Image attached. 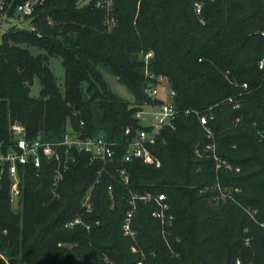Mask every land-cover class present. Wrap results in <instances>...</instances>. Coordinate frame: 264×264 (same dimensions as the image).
I'll return each mask as SVG.
<instances>
[{
	"label": "trees",
	"instance_id": "obj_1",
	"mask_svg": "<svg viewBox=\"0 0 264 264\" xmlns=\"http://www.w3.org/2000/svg\"><path fill=\"white\" fill-rule=\"evenodd\" d=\"M26 1L8 0V18ZM85 1L43 0L24 18L32 29L0 31V142L11 123L45 140L59 139L70 124L118 147L106 164L77 154L58 197L51 194L52 163L28 168L16 205L0 167V264H201L196 255L211 264H264V72L257 66L264 0H202L199 14L196 0H112L110 31L96 0ZM51 56L61 59L63 92ZM99 64L131 91L133 103L109 91ZM159 78L174 92L176 109L173 127L161 128L149 145L160 166L123 162L128 142L144 129L136 113L163 103L144 94ZM34 79L41 85L36 98ZM194 112L209 119L219 167L204 152L211 140ZM217 186L238 191L217 200ZM90 187L92 210L84 213ZM146 195L148 202L133 200ZM158 195L174 217L167 228L152 216ZM132 201L133 239L122 229ZM78 215L88 230L65 226Z\"/></svg>",
	"mask_w": 264,
	"mask_h": 264
},
{
	"label": "built area",
	"instance_id": "obj_2",
	"mask_svg": "<svg viewBox=\"0 0 264 264\" xmlns=\"http://www.w3.org/2000/svg\"><path fill=\"white\" fill-rule=\"evenodd\" d=\"M43 0H27L24 3L18 4L15 7V17L14 18H25L32 15L34 6L37 3H41ZM89 0H86L84 3H87ZM202 0H196L194 3L196 13H200L202 9ZM215 1V0H209ZM8 0H0V27L3 21H8L13 18H8L5 8ZM96 8L100 9L105 14L104 26L107 31H110L114 25L115 21L113 18L112 11V0H96ZM10 7V5L8 6ZM17 16V17H16ZM32 29V28H30ZM264 37V33H261ZM152 56V53H147L144 55V62L147 63V60ZM258 69L264 72V53L260 60L258 61ZM144 75L148 79H153L152 75L145 70ZM247 85L243 84V88H246ZM165 90V98L163 103L154 107L156 112L151 113L153 123L150 125H143L144 129L136 131V134L128 142L125 152L123 154V162H131L133 160H139L145 165L159 167L160 163L157 158L150 152L149 145L152 144L156 134L159 130L165 126L173 127V121L176 115V109L173 105L174 92L169 89L167 84L162 78L158 79L157 85L151 83L147 84L144 88V94L148 99L155 101L161 99L160 91ZM229 102H232L229 99ZM234 107H238L235 105ZM186 114L189 111L185 112ZM198 116L200 125L202 126L205 134L210 143L204 147V152H210L211 157L216 161L217 166L219 167V160L214 154L215 144L213 142V135L211 129L208 127V118L206 115H199L197 112H194ZM144 115L143 111H138L136 113V118H139L145 121V118H142ZM212 117H210L211 119ZM82 125V123H80ZM146 128H150L148 131ZM128 130L126 134H128ZM118 145L116 141H110L103 135L99 136H89L84 134L81 129H76L68 124L65 133L59 139L55 140H45L43 137L38 136L35 139H29L27 137L25 127L19 123H11L8 129V138L0 142V167L2 171H5L11 179V188H10V201L13 205H16L18 197L20 196V185L22 179L25 176L27 169L31 168L33 170H39L42 166V162L53 164V185L51 188L52 197H58L57 189L60 182L63 180L64 174L68 170L70 164L75 161L77 154H87L89 156L90 162L101 161L103 164L110 162L115 156V152ZM198 153V151H196ZM21 170V173L19 171ZM120 175L122 180L127 183L128 177L124 169L120 170ZM92 187L87 191L85 197L82 201V207L84 213H90L92 210V205L90 202V194ZM218 190V199L233 200L232 194L238 190H229L221 189L217 186ZM148 202L151 200V196L146 195L142 197L133 196L135 199ZM165 197L163 195H158L154 197V201L157 204L156 210L152 212V216L160 221L162 228H167L172 225L174 220L173 215L170 213V207L168 203L164 202ZM132 209L127 213L124 225L123 233L125 236L130 238L135 237L134 231L131 229V219L135 209V203H131ZM256 211L248 210L247 214L254 219V214ZM83 226L86 230L89 227L85 224L82 219V215L75 216L72 220L66 222L67 228H73L75 226ZM264 226V224H261ZM249 243V239L246 240V244ZM134 251V248H133ZM236 264H240L239 261Z\"/></svg>",
	"mask_w": 264,
	"mask_h": 264
},
{
	"label": "rangeland",
	"instance_id": "obj_3",
	"mask_svg": "<svg viewBox=\"0 0 264 264\" xmlns=\"http://www.w3.org/2000/svg\"><path fill=\"white\" fill-rule=\"evenodd\" d=\"M11 26H16L19 29H29L30 28L29 21L20 17L18 19L13 18L8 21H3L1 23L0 31L4 32ZM48 65L54 75L58 88L60 89L61 92H63L64 91V69L61 64V59L57 56H51L49 57ZM98 70L101 73L102 78L106 83V86L108 87L109 91H111L112 94H114L117 98L121 100L133 103L134 97L131 91L115 78L112 71L107 65L99 64ZM40 89H41V85L38 79H34L33 85L30 87V96L34 98L38 97ZM160 96L162 99L165 98L164 97L165 90L160 91ZM143 112H144V115L142 116V118H145L146 120L145 121L142 120V124L145 126L152 124L153 120L150 114L155 113L156 109L145 107L143 109Z\"/></svg>",
	"mask_w": 264,
	"mask_h": 264
},
{
	"label": "water",
	"instance_id": "obj_4",
	"mask_svg": "<svg viewBox=\"0 0 264 264\" xmlns=\"http://www.w3.org/2000/svg\"><path fill=\"white\" fill-rule=\"evenodd\" d=\"M193 252H194V250H193ZM196 256H197L198 259L200 260L201 264H211V263H209V262H206V261L202 260L198 255H196Z\"/></svg>",
	"mask_w": 264,
	"mask_h": 264
}]
</instances>
